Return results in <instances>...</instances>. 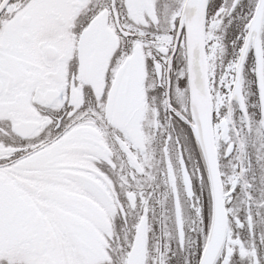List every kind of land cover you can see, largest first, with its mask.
I'll use <instances>...</instances> for the list:
<instances>
[{"label":"snow or ice","instance_id":"6c2138e0","mask_svg":"<svg viewBox=\"0 0 264 264\" xmlns=\"http://www.w3.org/2000/svg\"><path fill=\"white\" fill-rule=\"evenodd\" d=\"M0 264H264V0H0Z\"/></svg>","mask_w":264,"mask_h":264}]
</instances>
